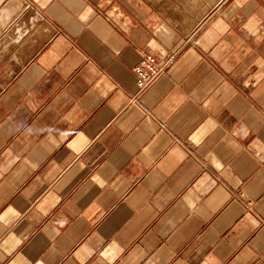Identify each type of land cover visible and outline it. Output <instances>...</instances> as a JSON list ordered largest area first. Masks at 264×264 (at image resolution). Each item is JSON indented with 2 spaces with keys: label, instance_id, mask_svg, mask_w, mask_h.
<instances>
[{
  "label": "crops",
  "instance_id": "1",
  "mask_svg": "<svg viewBox=\"0 0 264 264\" xmlns=\"http://www.w3.org/2000/svg\"><path fill=\"white\" fill-rule=\"evenodd\" d=\"M262 219L264 0H0V264H264Z\"/></svg>",
  "mask_w": 264,
  "mask_h": 264
},
{
  "label": "rangeland",
  "instance_id": "2",
  "mask_svg": "<svg viewBox=\"0 0 264 264\" xmlns=\"http://www.w3.org/2000/svg\"><path fill=\"white\" fill-rule=\"evenodd\" d=\"M160 10L161 14L184 26L190 21L195 24L201 16L209 11L219 0H149ZM213 1V2H212ZM215 1V2H214ZM209 6V7H208Z\"/></svg>",
  "mask_w": 264,
  "mask_h": 264
},
{
  "label": "built area",
  "instance_id": "3",
  "mask_svg": "<svg viewBox=\"0 0 264 264\" xmlns=\"http://www.w3.org/2000/svg\"><path fill=\"white\" fill-rule=\"evenodd\" d=\"M172 55L158 61L149 53L144 52L139 60L133 65L132 73L136 87V94L143 91L171 62ZM264 226V219L260 220Z\"/></svg>",
  "mask_w": 264,
  "mask_h": 264
},
{
  "label": "bare ground",
  "instance_id": "4",
  "mask_svg": "<svg viewBox=\"0 0 264 264\" xmlns=\"http://www.w3.org/2000/svg\"><path fill=\"white\" fill-rule=\"evenodd\" d=\"M213 2V1H212ZM215 2V1H214ZM209 7V6H208Z\"/></svg>",
  "mask_w": 264,
  "mask_h": 264
}]
</instances>
